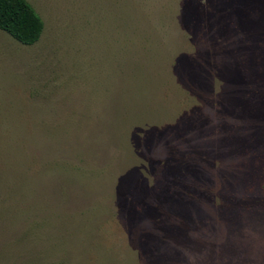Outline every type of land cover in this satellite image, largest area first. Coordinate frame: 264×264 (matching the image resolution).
<instances>
[{
  "label": "rangeland",
  "instance_id": "rangeland-1",
  "mask_svg": "<svg viewBox=\"0 0 264 264\" xmlns=\"http://www.w3.org/2000/svg\"><path fill=\"white\" fill-rule=\"evenodd\" d=\"M26 1L0 264H264V0Z\"/></svg>",
  "mask_w": 264,
  "mask_h": 264
},
{
  "label": "trees",
  "instance_id": "trees-1",
  "mask_svg": "<svg viewBox=\"0 0 264 264\" xmlns=\"http://www.w3.org/2000/svg\"><path fill=\"white\" fill-rule=\"evenodd\" d=\"M44 25L26 0H0V31L23 46L38 42Z\"/></svg>",
  "mask_w": 264,
  "mask_h": 264
}]
</instances>
